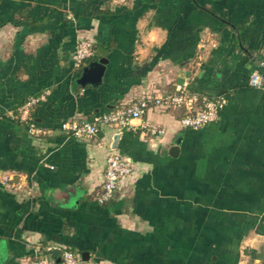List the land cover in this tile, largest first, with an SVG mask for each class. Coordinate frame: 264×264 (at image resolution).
<instances>
[{"label": "crops", "instance_id": "0c3cea01", "mask_svg": "<svg viewBox=\"0 0 264 264\" xmlns=\"http://www.w3.org/2000/svg\"><path fill=\"white\" fill-rule=\"evenodd\" d=\"M80 36L107 57L98 85L77 82ZM262 58L264 0H0V264H28L46 245L73 248L80 264L257 260L243 242L264 221V86L249 84L252 72L264 80ZM183 83L226 97L215 121L191 129L181 109L150 108L131 118L137 130L60 128ZM43 90L33 130L9 116ZM145 120L164 132L142 133ZM110 150L133 172L100 204Z\"/></svg>", "mask_w": 264, "mask_h": 264}, {"label": "built area", "instance_id": "2783aa9c", "mask_svg": "<svg viewBox=\"0 0 264 264\" xmlns=\"http://www.w3.org/2000/svg\"><path fill=\"white\" fill-rule=\"evenodd\" d=\"M94 55L93 41L89 37L77 38L71 54L72 67L78 69L87 63ZM264 70V58L260 60ZM249 84L257 87L264 86L263 75L252 72ZM47 90L28 96L15 110L9 111V116L23 121L30 130L34 129L31 112L42 100L46 99ZM224 95H205L190 89L187 83L176 85L171 89L156 90L152 94L143 95L127 105L113 107L107 111L95 113L89 119L69 117L64 119L60 128L67 134L89 138L95 136L102 125L118 123L127 129L137 130L138 127L130 123L131 118H141L150 108L161 111L181 109L179 122L182 127L197 129L215 121L220 109L224 106ZM141 132L158 136L164 129L157 123L145 120L141 123ZM133 172L131 159L115 150H110L105 158L103 180L100 187L93 193V199L100 204L112 199L120 181ZM54 248H59V262L61 264H80L79 253L67 246L46 245L36 251L28 259V264H53L55 258L51 256Z\"/></svg>", "mask_w": 264, "mask_h": 264}, {"label": "water", "instance_id": "95a60500", "mask_svg": "<svg viewBox=\"0 0 264 264\" xmlns=\"http://www.w3.org/2000/svg\"><path fill=\"white\" fill-rule=\"evenodd\" d=\"M107 62L106 56H99L97 58H93L85 63L80 70V74L78 76L77 82L81 85H98L102 81V76L105 70ZM178 144H172L169 149V153L176 155L178 151ZM59 248H54L51 252V256L55 258L56 261H59ZM82 259L86 258V251L81 252Z\"/></svg>", "mask_w": 264, "mask_h": 264}, {"label": "rangeland", "instance_id": "374dc122", "mask_svg": "<svg viewBox=\"0 0 264 264\" xmlns=\"http://www.w3.org/2000/svg\"><path fill=\"white\" fill-rule=\"evenodd\" d=\"M243 245L247 247V250L251 248V251H254L255 254L262 255V258H263L264 257V229L259 234L252 232L249 236L246 237V239L243 242ZM245 263L246 264H264V258L261 259V257H258L257 260H254L253 258L250 257V255H247Z\"/></svg>", "mask_w": 264, "mask_h": 264}, {"label": "trees", "instance_id": "16d2710c", "mask_svg": "<svg viewBox=\"0 0 264 264\" xmlns=\"http://www.w3.org/2000/svg\"><path fill=\"white\" fill-rule=\"evenodd\" d=\"M111 12V10H109V9H107V8H103V9H101V8H95V9H93L92 10V13L91 14H101V13H106V14H108V13H110ZM109 46V45H108ZM93 47H94V55H93V57L91 58V59H93V58H97V57H99L100 56V53H97V50H96V47H97V45H96V43H94L93 42ZM78 71H79V73H80V70H81V67L80 68H78L77 69ZM25 100V99H24ZM23 100V101H24ZM22 101V102H23ZM21 102V103H22ZM16 109V108H15ZM14 109V110H15ZM12 119H14L15 121H17V122H21V123H24L23 121H20V120H18V119H16V118H12ZM25 124V123H24ZM255 225V221L254 220H247L246 221V227H247V230L249 229V228H252L253 226ZM264 229V221L262 220V221H259V223H258V227H257V231L258 232H262V230ZM68 247V246H67ZM69 248H71V247H69ZM71 249H73V248H71ZM74 250V249H73ZM74 251H76V250H74ZM77 253H78V251H76ZM251 255L253 256V255H258V257H261V259H263L262 258V255H259V254H255L254 253V251H251ZM254 253V254H253Z\"/></svg>", "mask_w": 264, "mask_h": 264}]
</instances>
